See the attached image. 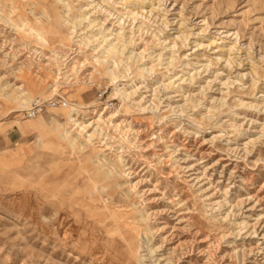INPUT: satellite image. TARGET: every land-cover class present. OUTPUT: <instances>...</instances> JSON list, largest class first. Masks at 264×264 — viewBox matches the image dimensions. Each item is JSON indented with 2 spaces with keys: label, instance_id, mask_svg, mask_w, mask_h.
<instances>
[{
  "label": "rangeland",
  "instance_id": "rangeland-1",
  "mask_svg": "<svg viewBox=\"0 0 264 264\" xmlns=\"http://www.w3.org/2000/svg\"><path fill=\"white\" fill-rule=\"evenodd\" d=\"M0 264H264V0H0Z\"/></svg>",
  "mask_w": 264,
  "mask_h": 264
},
{
  "label": "built area",
  "instance_id": "built-area-1",
  "mask_svg": "<svg viewBox=\"0 0 264 264\" xmlns=\"http://www.w3.org/2000/svg\"><path fill=\"white\" fill-rule=\"evenodd\" d=\"M41 105V101H40V104H37V103H33V105L31 106L30 109H28V112H26V115L28 118L30 117H33L35 116L36 114H38L40 111H42V107L40 106ZM47 105L49 107H54V106H65L66 105V102L63 98H59V99H53V100H48L47 101Z\"/></svg>",
  "mask_w": 264,
  "mask_h": 264
},
{
  "label": "bare ground",
  "instance_id": "bare-ground-1",
  "mask_svg": "<svg viewBox=\"0 0 264 264\" xmlns=\"http://www.w3.org/2000/svg\"><path fill=\"white\" fill-rule=\"evenodd\" d=\"M93 21V20H92ZM73 67V66H72ZM110 69V68H109ZM55 86H57L58 84H54ZM56 88L57 87H53V89L51 90L52 92L53 91H56ZM50 91V92H51ZM116 93H118L119 95H120V97L122 98V99H124L125 98V96H124V91H123V89L122 90H120V89H116ZM126 93V92H125ZM53 94H54V92H53ZM34 103H37V104H40V101L39 100H34ZM66 106V105H65ZM31 108V106L28 108V109H30ZM57 109V108H56ZM76 110V108H75V106L73 105V104H71V103H69V110H68V113H69V115H68V121H73V119H72V114H73V112ZM143 218V217H142Z\"/></svg>",
  "mask_w": 264,
  "mask_h": 264
}]
</instances>
